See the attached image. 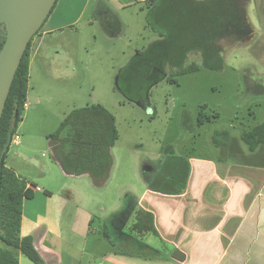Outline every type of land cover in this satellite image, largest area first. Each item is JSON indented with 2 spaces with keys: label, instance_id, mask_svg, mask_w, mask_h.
<instances>
[{
  "label": "crops",
  "instance_id": "1",
  "mask_svg": "<svg viewBox=\"0 0 264 264\" xmlns=\"http://www.w3.org/2000/svg\"><path fill=\"white\" fill-rule=\"evenodd\" d=\"M145 1L97 2L102 16L113 18L116 12L135 10ZM90 2L59 0L34 38L29 106L16 131L20 142L11 147L6 158L7 168L25 180L34 193L32 199L23 202L22 222L33 230L41 256L55 254L57 264H264V145L246 152L236 141H229V131H215L213 142L217 136L224 137L215 144L226 149L228 158L173 153L160 157L157 166L149 161L140 143L120 153L126 166L135 155L134 167L117 171L118 141L111 150L114 167L110 179L98 189L89 176H67L54 161L50 136L56 132L44 124H31L34 130L28 132L27 121L44 101L43 93L34 88L33 73L39 67L43 81L61 77L53 52L64 53L53 51L50 41L67 31L74 32ZM248 10L253 34L250 55L260 69L249 93L264 98V0H249ZM201 126L189 124L188 129L195 135ZM167 156L189 162L186 190L180 195L157 189L172 171L163 166ZM139 212L152 214L154 227L145 214L137 218ZM15 256L20 264H35L23 261L21 252Z\"/></svg>",
  "mask_w": 264,
  "mask_h": 264
},
{
  "label": "rangeland",
  "instance_id": "2",
  "mask_svg": "<svg viewBox=\"0 0 264 264\" xmlns=\"http://www.w3.org/2000/svg\"><path fill=\"white\" fill-rule=\"evenodd\" d=\"M97 1L91 0L74 32L67 31L50 41L53 51L64 53L62 56L53 52V58L60 63L61 77L43 81L39 67H36L32 82L34 88L43 93L44 101L27 121L28 132L34 130L31 124H44L46 129L57 132L60 124L71 118L73 112L101 105L114 116L119 134L115 156L117 171L134 167L137 157L129 158L126 166L120 153L140 143L149 161L157 166L160 157L173 153L228 158L226 149L215 144L224 137L217 136L213 142L215 131H229V141H236L242 150L249 151L239 139L241 133L264 122V98L252 97L249 93L260 73L250 55L249 40L253 35L250 26L248 30L211 44L222 56L223 64L219 69L186 74L180 76L177 83L170 82L166 76L150 87L146 100H134L118 87L119 75L137 53L157 41L159 35L149 28L144 4L132 11L116 12L117 18H107L102 16ZM195 1L220 4L228 0ZM234 1H237L241 21L248 24L249 0ZM105 20L111 21L106 24ZM201 62L200 52L190 54L187 59L188 65ZM164 69L169 71L167 67ZM200 115L202 121L198 120ZM189 124L202 126L192 135ZM5 227L0 224V250L9 249L7 251L18 254L19 250L1 239L10 237ZM25 230L33 232L26 226L24 233ZM22 259L30 263L23 254Z\"/></svg>",
  "mask_w": 264,
  "mask_h": 264
},
{
  "label": "trees",
  "instance_id": "3",
  "mask_svg": "<svg viewBox=\"0 0 264 264\" xmlns=\"http://www.w3.org/2000/svg\"><path fill=\"white\" fill-rule=\"evenodd\" d=\"M144 5L149 28L159 35V39L139 52L119 75L118 87L134 100H146L150 87L166 76L170 82L177 83L180 76L202 69H219L223 64L222 56L211 44L249 28L248 24L241 21L237 1L234 0L220 4L197 3L195 0H146ZM7 33L8 26L1 25L0 51ZM33 40L13 80L0 123V224H5L10 232L9 238L1 239L35 264H57L58 257L55 254L45 258L39 254L31 231L25 230L24 233L23 202L32 199L34 193L25 180L6 166L12 138L22 122L27 102ZM195 52H200L201 64L188 65L189 55ZM165 67L169 69L168 72L164 71ZM198 120L202 121L201 115ZM50 139L52 158L67 176H89L94 187H105L114 167L111 150L119 141L115 118L108 110L97 105L75 111ZM241 139L252 152L256 151L264 145V123L245 130ZM163 166L171 167L172 171L164 178L158 191L170 195L184 193L190 175L188 160L167 156ZM168 187L176 189L168 191ZM142 214L145 213L139 212L137 218ZM145 216L151 227H154V216L149 213ZM15 234L22 236L16 237ZM0 264H20V261L13 252L0 250Z\"/></svg>",
  "mask_w": 264,
  "mask_h": 264
},
{
  "label": "water",
  "instance_id": "4",
  "mask_svg": "<svg viewBox=\"0 0 264 264\" xmlns=\"http://www.w3.org/2000/svg\"><path fill=\"white\" fill-rule=\"evenodd\" d=\"M58 0H0V26L7 25L0 51V123L22 58Z\"/></svg>",
  "mask_w": 264,
  "mask_h": 264
},
{
  "label": "built area",
  "instance_id": "5",
  "mask_svg": "<svg viewBox=\"0 0 264 264\" xmlns=\"http://www.w3.org/2000/svg\"><path fill=\"white\" fill-rule=\"evenodd\" d=\"M28 106L29 105L27 103H25L24 108L27 109ZM18 142H20V137L18 136L17 132H15L14 135H13V138H12V142H11L10 148L13 145L17 144Z\"/></svg>",
  "mask_w": 264,
  "mask_h": 264
}]
</instances>
